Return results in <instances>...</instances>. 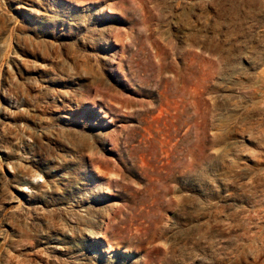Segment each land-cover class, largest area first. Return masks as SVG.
<instances>
[{
  "label": "rangeland",
  "instance_id": "obj_1",
  "mask_svg": "<svg viewBox=\"0 0 264 264\" xmlns=\"http://www.w3.org/2000/svg\"><path fill=\"white\" fill-rule=\"evenodd\" d=\"M0 264H264V0H0Z\"/></svg>",
  "mask_w": 264,
  "mask_h": 264
}]
</instances>
